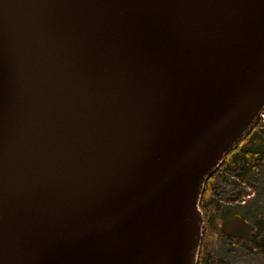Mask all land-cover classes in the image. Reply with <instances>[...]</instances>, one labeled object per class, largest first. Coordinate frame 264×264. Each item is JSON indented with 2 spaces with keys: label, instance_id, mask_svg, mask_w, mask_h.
<instances>
[{
  "label": "water",
  "instance_id": "1",
  "mask_svg": "<svg viewBox=\"0 0 264 264\" xmlns=\"http://www.w3.org/2000/svg\"><path fill=\"white\" fill-rule=\"evenodd\" d=\"M263 110L264 0H0V264H196Z\"/></svg>",
  "mask_w": 264,
  "mask_h": 264
},
{
  "label": "rangeland",
  "instance_id": "2",
  "mask_svg": "<svg viewBox=\"0 0 264 264\" xmlns=\"http://www.w3.org/2000/svg\"><path fill=\"white\" fill-rule=\"evenodd\" d=\"M260 120L258 132L264 136V114ZM228 167L211 174L212 188L206 181L203 186L196 264L202 246L210 264H264V161L234 171Z\"/></svg>",
  "mask_w": 264,
  "mask_h": 264
},
{
  "label": "trees",
  "instance_id": "3",
  "mask_svg": "<svg viewBox=\"0 0 264 264\" xmlns=\"http://www.w3.org/2000/svg\"><path fill=\"white\" fill-rule=\"evenodd\" d=\"M260 123L261 121L259 120L254 128L250 131V133L246 136V138L234 150H232V152L228 154L219 168H221L222 165H226L229 166V169L227 168L228 170L231 169V171H234L248 163L264 161V136H259L257 128V125ZM218 169H216L215 171H218ZM213 183L214 182L211 181L209 177L207 181V185H209V188H212ZM204 196L206 200V198L208 197L207 194L205 193ZM203 208L206 211L205 204H203ZM207 223L208 222H206V224ZM198 264H210L205 259L204 246H202V250L200 251Z\"/></svg>",
  "mask_w": 264,
  "mask_h": 264
}]
</instances>
